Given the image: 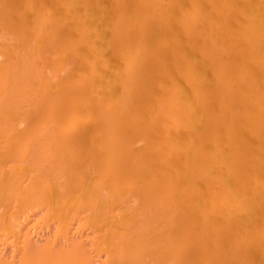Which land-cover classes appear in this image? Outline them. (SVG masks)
Here are the masks:
<instances>
[{
    "label": "bare ground",
    "instance_id": "bare-ground-1",
    "mask_svg": "<svg viewBox=\"0 0 264 264\" xmlns=\"http://www.w3.org/2000/svg\"><path fill=\"white\" fill-rule=\"evenodd\" d=\"M0 264H264V0H0Z\"/></svg>",
    "mask_w": 264,
    "mask_h": 264
}]
</instances>
